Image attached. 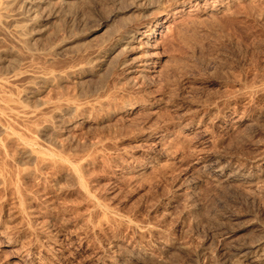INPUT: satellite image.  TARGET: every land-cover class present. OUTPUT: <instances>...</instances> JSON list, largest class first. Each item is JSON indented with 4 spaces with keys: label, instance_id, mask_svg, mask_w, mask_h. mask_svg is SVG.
Returning a JSON list of instances; mask_svg holds the SVG:
<instances>
[{
    "label": "rangeland",
    "instance_id": "1",
    "mask_svg": "<svg viewBox=\"0 0 264 264\" xmlns=\"http://www.w3.org/2000/svg\"><path fill=\"white\" fill-rule=\"evenodd\" d=\"M183 1L157 27L155 49L133 42L87 78L100 91L90 103L103 105L58 149L79 181L58 163L29 165L16 184L21 206L0 186V264H237L240 248L264 240V182L251 174L264 163V0ZM110 3L80 0L59 21L86 35L78 56L137 19L96 27ZM147 53L161 59L157 72H128ZM214 159L229 172L245 166L244 178L202 175Z\"/></svg>",
    "mask_w": 264,
    "mask_h": 264
},
{
    "label": "bare ground",
    "instance_id": "2",
    "mask_svg": "<svg viewBox=\"0 0 264 264\" xmlns=\"http://www.w3.org/2000/svg\"><path fill=\"white\" fill-rule=\"evenodd\" d=\"M79 1L0 0V186H12L20 206L16 184L20 176H25L29 165L42 167L58 163L63 176L79 181L75 160L70 158L72 156H64L58 149L68 140V129L72 123L88 121L90 111L103 105L99 100L97 104L94 102L98 90L90 88L87 78L99 75L107 66L111 53L117 56L120 49L130 51L133 42L155 49L158 45L156 37L161 35L157 27L163 21L168 23L173 9L184 3L183 0H172L173 6H170L171 2L166 4L163 0H129L124 5L122 0H111V10L102 19L104 24L95 23L96 27H111L115 18L124 19L133 14L137 19L123 29L115 30L107 45L97 46L86 56H78V49L87 42L86 35L78 32L76 27L77 32H73L70 28L58 27V24L71 12L68 8ZM151 12L154 13L149 18ZM170 28L171 24H168L167 29ZM152 56L153 53H147L141 61H134L128 72L154 74L161 66V59L150 61ZM126 63L124 60L121 65ZM69 82L76 89L73 88L75 92L71 94L64 90L65 83ZM51 89H57L56 93L50 92L45 97L43 93ZM93 99L94 103H90ZM131 107L121 112L125 114ZM151 136L147 134L141 139L148 141ZM255 165L251 169L252 179L262 183L264 163ZM229 166L214 159L204 164L200 172L205 176L215 175L217 182L228 183L244 178L245 166L236 165L232 172L228 171ZM1 229L2 225L0 235ZM225 234L227 231L219 233L222 237ZM134 255L126 257L137 261ZM235 260L237 264H264V240L255 247L240 248Z\"/></svg>",
    "mask_w": 264,
    "mask_h": 264
}]
</instances>
